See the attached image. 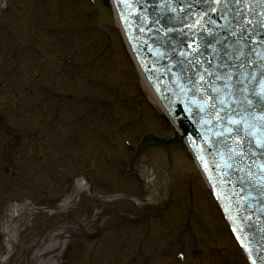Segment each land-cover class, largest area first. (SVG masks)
Returning <instances> with one entry per match:
<instances>
[{"label":"rangeland","instance_id":"obj_1","mask_svg":"<svg viewBox=\"0 0 264 264\" xmlns=\"http://www.w3.org/2000/svg\"><path fill=\"white\" fill-rule=\"evenodd\" d=\"M102 7H92L88 0H6L0 9V139L3 144L11 138L10 150H0V216L17 200L44 208L59 205L73 188L67 179L78 174L87 175L94 189L106 195L96 199L84 191L65 209L27 212L5 264H36L33 255L51 241L56 247L39 260L246 264L201 175L184 161L161 176L158 199L143 203L112 197H150L136 177L119 173L131 153L123 139L134 143L150 129L169 136L172 128L160 121L141 89V75L119 30L105 24ZM68 56L74 66H63ZM45 86L78 98L90 95L93 102L62 98V115L54 119L52 109L59 100L49 98ZM125 95L133 98L124 100ZM77 112L85 116L78 129L71 123ZM5 165L7 174L1 172ZM168 195L172 202H166ZM2 245L0 231V250ZM177 251L185 253L184 260Z\"/></svg>","mask_w":264,"mask_h":264},{"label":"water","instance_id":"obj_2","mask_svg":"<svg viewBox=\"0 0 264 264\" xmlns=\"http://www.w3.org/2000/svg\"><path fill=\"white\" fill-rule=\"evenodd\" d=\"M100 1L105 6L108 4L107 0ZM146 1L129 0L131 6L126 5L132 18L146 21L143 27L144 42L152 36L156 37L160 27L163 25L166 27L167 21L163 19L167 10L175 8L181 13L184 12L182 6L174 3V0H150V5ZM182 2H191V9L198 16L202 17V14L206 13L204 19L198 17L194 19L197 22L192 35L195 40L193 47L196 54L189 57L190 65L184 62L183 57L178 56L181 53L163 50L158 46V42L154 46L148 43L147 46L150 50L153 49L161 54L155 57V62L158 61L162 66L161 80L165 81V84L173 80L176 84V97L180 101L183 98L192 99L189 106L194 112L192 120L181 123L185 137L189 136L188 141L191 137L206 139L210 135L216 139L222 134H228L226 123L222 122L225 117L230 121L235 120L240 132L254 121L249 134L251 139L241 144L242 154L247 159L246 163L255 169L250 188L243 183L242 172L235 167L233 154L229 152L234 143L228 142V147L225 148L217 147V145L207 147L199 142L202 148L198 152H202V157L217 172L223 188L230 185L229 189L233 192L231 195L235 197L232 199L233 203L247 205L249 201L246 195H252L254 202L243 208L240 216L247 220L254 240L259 241V244L254 243V245L264 250V196L255 191L258 182L257 174L260 170L264 171V149L256 147V142L264 141V101L256 102L257 99L253 95V92L262 91L264 86V59H261L264 57V27L261 26L264 22V0H247L246 3L241 0L239 4L236 0H229L227 4L213 3V0H183ZM255 14L261 18L258 24L254 23ZM205 20L210 22L207 27H203ZM249 20L251 24L247 23ZM138 27L141 28V26ZM257 40L260 43L258 50ZM181 43L189 45L190 39L187 32L182 35ZM173 59L182 63L180 68L174 69ZM194 63H199L201 68H208L212 73L219 74L226 85L244 87L248 89V93L245 95L239 93V98H235L237 94H234L230 97L233 99L227 100L226 104H220L222 100H219L220 105H218L216 96L212 94L211 87L206 81L208 76L197 69ZM175 71V75L171 76V73ZM195 79L201 80L202 86L193 87L191 90ZM243 97L247 99V102L249 100L254 102L251 109H247L243 104L247 103L242 99ZM211 116L221 117V119L217 123ZM216 132L220 134L216 135ZM179 142L176 135L165 139L147 138L141 145L140 152L143 154L149 147L160 149L175 147ZM181 145L183 146L182 142ZM254 220L259 222L260 226L252 224Z\"/></svg>","mask_w":264,"mask_h":264},{"label":"bare ground","instance_id":"obj_3","mask_svg":"<svg viewBox=\"0 0 264 264\" xmlns=\"http://www.w3.org/2000/svg\"><path fill=\"white\" fill-rule=\"evenodd\" d=\"M108 4L107 7L110 14V19L118 25V20L114 14L113 8L111 7V1L107 0ZM5 0H0V8L4 5ZM141 89L143 90L144 94H146L148 100H150L158 110L166 116L165 110L162 108L160 102L156 98L155 94L153 93L150 85L146 81L143 75H141ZM169 119V118H168ZM169 122L172 126V133L179 138L180 142L177 146L173 147H166L164 149H160L159 147H149L147 150L149 152L142 154L139 160L135 161L134 164L137 168H139V173L141 177L145 180L148 190L150 192L148 201H154L160 197V191L158 184L160 183L159 180L162 178L161 176L165 174L166 177L171 169L174 167L177 168L179 162L186 161L188 167L197 173H199V169L194 162L192 155L189 149L184 145L183 141L181 140L182 134L174 126L171 119ZM183 143V146L181 145ZM141 153V152H140ZM139 153V154H140ZM167 182V180L165 179ZM88 187L87 184L84 182L83 178H78L76 180V184L69 192V195L66 197L64 201H61L59 206L61 209H65L70 206L73 201L80 196V194L84 191H87ZM33 210L32 205L28 203L23 204H16L10 205L1 215L0 219V226L2 232V248L0 250V264H5L7 262V258L9 254L14 249V246L18 242V224L27 218V212ZM56 247V243L51 241L43 250L39 251L38 254L33 255L36 264H55L53 262H45L44 260H39V258L46 253L47 251Z\"/></svg>","mask_w":264,"mask_h":264},{"label":"snow or ice","instance_id":"obj_4","mask_svg":"<svg viewBox=\"0 0 264 264\" xmlns=\"http://www.w3.org/2000/svg\"><path fill=\"white\" fill-rule=\"evenodd\" d=\"M229 0H213V3H222L227 4ZM241 0H236V3L239 4ZM246 3L247 0H244ZM247 23L251 24L252 22L249 20ZM261 26L264 27V22L261 23ZM261 59H264V57H261ZM253 95L257 98L256 102L264 101V86H262V91L260 92H253ZM249 106H254V102L252 100L248 101ZM231 123H236V121H231ZM237 143H240V141H237ZM256 147L260 149H264V141H258L256 142Z\"/></svg>","mask_w":264,"mask_h":264}]
</instances>
